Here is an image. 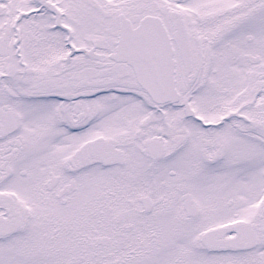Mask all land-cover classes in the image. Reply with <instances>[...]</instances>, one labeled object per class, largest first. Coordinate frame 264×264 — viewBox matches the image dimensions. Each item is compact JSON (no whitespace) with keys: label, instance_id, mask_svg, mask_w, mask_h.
I'll return each instance as SVG.
<instances>
[{"label":"snow or ice","instance_id":"obj_1","mask_svg":"<svg viewBox=\"0 0 264 264\" xmlns=\"http://www.w3.org/2000/svg\"><path fill=\"white\" fill-rule=\"evenodd\" d=\"M0 264H264V0H0Z\"/></svg>","mask_w":264,"mask_h":264}]
</instances>
